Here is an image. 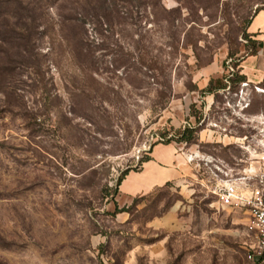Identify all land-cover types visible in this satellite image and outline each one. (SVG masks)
Here are the masks:
<instances>
[{"label":"rangeland","instance_id":"1","mask_svg":"<svg viewBox=\"0 0 264 264\" xmlns=\"http://www.w3.org/2000/svg\"><path fill=\"white\" fill-rule=\"evenodd\" d=\"M258 13L264 0H0V264H254L244 215L187 156L231 162L264 135ZM163 148L175 177L128 196Z\"/></svg>","mask_w":264,"mask_h":264},{"label":"built area","instance_id":"2","mask_svg":"<svg viewBox=\"0 0 264 264\" xmlns=\"http://www.w3.org/2000/svg\"><path fill=\"white\" fill-rule=\"evenodd\" d=\"M249 147L245 146L247 156L231 162L203 155L199 150L191 151L187 159L196 161L194 168L201 172L202 190L213 197L217 206L244 215L250 237L247 258L264 264V135L255 147Z\"/></svg>","mask_w":264,"mask_h":264},{"label":"crops","instance_id":"3","mask_svg":"<svg viewBox=\"0 0 264 264\" xmlns=\"http://www.w3.org/2000/svg\"><path fill=\"white\" fill-rule=\"evenodd\" d=\"M254 17L256 19H252L249 24L250 27L263 28L264 15L258 13L254 15ZM173 160L174 157L170 148L157 149V151L154 150L152 152L150 160L144 162L142 166V175L140 176V179L136 183L128 187V196H134L142 191H148L154 186L161 185L164 182H167L168 180L175 177V172L177 171L175 165H173L172 168L168 167ZM160 164H164V166H160ZM125 184L126 181L124 180L120 185V189L124 188Z\"/></svg>","mask_w":264,"mask_h":264},{"label":"trees","instance_id":"4","mask_svg":"<svg viewBox=\"0 0 264 264\" xmlns=\"http://www.w3.org/2000/svg\"><path fill=\"white\" fill-rule=\"evenodd\" d=\"M74 38V37H72ZM237 78L236 81H240L241 79H244V75L240 74H236ZM225 87V83H223L220 79H210L206 88L204 89V92H212L215 91L218 88H224ZM198 130V127H189V126H185L180 132V136H179V140L183 141L186 143V145H190L193 143L197 142V137H196V132ZM149 157H145V159H143L142 161H146L148 160ZM127 174V171L125 170L124 172L121 173V175L119 176V178L117 179V184L118 186L120 185L121 181L123 180L124 176ZM118 191L116 190V193ZM126 209H116V212L119 211H125ZM254 264H258V262H255Z\"/></svg>","mask_w":264,"mask_h":264}]
</instances>
